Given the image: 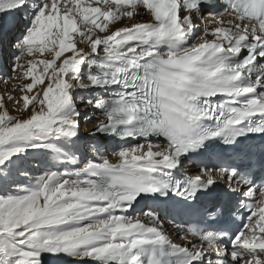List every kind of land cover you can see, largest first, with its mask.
Wrapping results in <instances>:
<instances>
[{
	"label": "snow or ice",
	"instance_id": "snow-or-ice-1",
	"mask_svg": "<svg viewBox=\"0 0 264 264\" xmlns=\"http://www.w3.org/2000/svg\"><path fill=\"white\" fill-rule=\"evenodd\" d=\"M0 57V264H264V0H0Z\"/></svg>",
	"mask_w": 264,
	"mask_h": 264
},
{
	"label": "rangeland",
	"instance_id": "rangeland-1",
	"mask_svg": "<svg viewBox=\"0 0 264 264\" xmlns=\"http://www.w3.org/2000/svg\"><path fill=\"white\" fill-rule=\"evenodd\" d=\"M10 60H7L4 57H0V71L3 72L4 75H7L10 68ZM12 85V82L9 83H0V95L4 94ZM11 106V105H9ZM87 143V141H83L82 142V146L80 147L82 150H84L85 144Z\"/></svg>",
	"mask_w": 264,
	"mask_h": 264
},
{
	"label": "bare ground",
	"instance_id": "bare-ground-1",
	"mask_svg": "<svg viewBox=\"0 0 264 264\" xmlns=\"http://www.w3.org/2000/svg\"><path fill=\"white\" fill-rule=\"evenodd\" d=\"M11 86H12V85H11ZM89 127H91V126L89 125ZM82 142H83V141H81V142H80V145H79V147H81V146H82ZM81 150H82V149H81ZM82 151H83V150H82ZM88 155H89V156H91V153L89 152V153H88Z\"/></svg>",
	"mask_w": 264,
	"mask_h": 264
}]
</instances>
